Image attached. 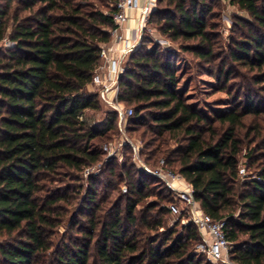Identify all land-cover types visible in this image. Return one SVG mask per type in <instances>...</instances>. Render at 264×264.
I'll return each instance as SVG.
<instances>
[{
    "label": "trees",
    "instance_id": "trees-1",
    "mask_svg": "<svg viewBox=\"0 0 264 264\" xmlns=\"http://www.w3.org/2000/svg\"><path fill=\"white\" fill-rule=\"evenodd\" d=\"M157 1L166 2L152 12L159 32L172 41H196L182 50L210 63L216 53L207 23L212 6L206 0ZM236 1L264 30V0ZM115 10L97 8L89 0H0L3 264H211L192 252L200 240L194 224H183L181 233L176 225L160 231L171 215L166 206L171 192L144 171L128 144L123 153L129 159L121 167L104 158L102 140L110 138V131H119L117 113L96 125L84 118L86 111L101 108L98 91L89 87L101 62V44L111 39ZM237 49L230 59L264 66V39L257 32ZM176 65L174 53L159 45L129 55L119 80V101L134 105L125 132L138 134L144 144L139 156L147 165L156 167L163 158L166 167L195 187L206 213L226 220L236 262L264 264V165L256 178L242 181L240 158L251 163L259 151L252 147L242 154L238 135L243 119L263 109L249 96L244 106L216 113V121L227 123L216 137L214 118L191 106L179 91ZM230 71H224V81ZM252 129L254 141L262 137L264 144L261 130ZM173 143L177 145L171 147ZM100 163V171L87 176L89 184L80 199L75 196L80 185H54L60 175L80 180L86 167ZM153 195L154 200L140 207ZM76 199L74 217L82 216L86 228L55 247L51 236L62 222L58 205H72Z\"/></svg>",
    "mask_w": 264,
    "mask_h": 264
},
{
    "label": "rangeland",
    "instance_id": "rangeland-1",
    "mask_svg": "<svg viewBox=\"0 0 264 264\" xmlns=\"http://www.w3.org/2000/svg\"><path fill=\"white\" fill-rule=\"evenodd\" d=\"M113 1L114 0H89L95 7L103 10H108L109 7L112 6ZM262 1L263 0H261V2ZM206 2L212 6L213 10L212 13L207 16V23L209 25L208 29L211 31L212 37H214L215 40L216 52L210 63L200 59L190 51L187 52L182 50L181 46L184 44H194L196 41L183 39L172 41L159 32L157 25L151 21L152 12L158 6H165L166 2L160 4L157 0L155 7L149 12L148 20L143 28L141 38L136 45L135 51H150L156 45H159L162 50H170L174 53L177 64L176 69L179 80V91L185 94V99L191 106L202 111V113L210 118H214L216 113L229 111L235 106H244L249 96L252 97L256 106L263 109V112L259 115H247L238 128V135L243 146L242 154L249 152L252 147H255L256 150L259 151L257 157L251 159V163H249L250 159L246 157L240 158V174L242 175V181H248L251 178H256L260 168L264 165V159L260 156L261 150L264 149V144L261 141L263 138L259 137L254 141V133L249 132L253 130L252 128L257 127L261 130L262 135H264V66L252 67L247 63H239L230 58L231 53L234 51L237 52V48L240 45H248V38L251 32H257V34L264 39V30L263 28L257 27L255 19L248 11L241 8L236 0H206ZM5 44H10V42L6 40ZM255 54L254 51H251L252 56ZM221 65H225L226 67L223 71L219 70ZM227 69L231 70L229 73L230 79L224 81L223 73L227 71ZM89 88L93 91L98 90V87L94 88L91 85ZM99 102L101 105L100 109L88 110L84 115V118L90 125L101 124V122L114 111L109 104L100 98ZM133 106L132 104L124 105V107ZM212 121L217 137L226 130L227 123L220 124L215 118L212 119ZM119 131H110V138H104V140H102V147L107 142H113V144L119 147V143L127 137L129 140L138 144L140 149L143 148L144 144L140 137H138V134L132 133L129 135L126 132L124 134ZM209 134L208 131L207 135L209 136ZM176 145L177 143H173L171 147ZM128 157L129 155L124 156L123 148H119L112 159L116 161L119 168L125 160L129 159ZM104 158L106 159V153ZM137 162L140 164L138 160ZM94 166L97 167L95 172L98 173L101 169V163L94 164ZM105 176L106 175H104V177ZM58 178L59 181L54 183L56 186L69 184L70 182L73 185H80V189L77 191V195H75L78 199L84 195L89 184L85 174L82 175L80 180H71L68 176L64 177L62 175ZM159 188H161L160 185H157L156 190ZM99 190V195L104 194V188L102 186H100ZM114 193L111 195L112 198L118 194V190ZM155 198L154 195L146 198L140 207H142L145 202L154 200ZM77 202L78 200L76 199L75 204L69 205L61 201L58 205V215L62 222L54 229V233L51 236V240L55 247H62L63 244L70 241V238L74 239L79 236L81 234L80 228L87 225V221H85L82 216L79 217L76 215L74 217L77 209ZM239 213L240 209L236 211L234 216L238 217ZM75 220L79 222L77 225L74 224ZM177 220L178 216L168 215L166 227H161L160 231L164 232L168 227L176 225L178 232L181 233V226L184 223L182 221L176 223ZM96 233H98V231ZM244 238V235L240 236L241 240ZM198 242L199 241L193 246V253H197L195 249ZM198 254L206 258L205 254ZM0 264H3V257L1 255Z\"/></svg>",
    "mask_w": 264,
    "mask_h": 264
},
{
    "label": "built area",
    "instance_id": "built-area-1",
    "mask_svg": "<svg viewBox=\"0 0 264 264\" xmlns=\"http://www.w3.org/2000/svg\"><path fill=\"white\" fill-rule=\"evenodd\" d=\"M114 0L112 6L116 8L112 14L114 26L110 29L111 39L101 44V62L96 67L91 86L98 87L99 98L109 104L118 115V128L125 134V121L133 113L130 107H124L119 101V80L126 70L129 55L135 51L141 38L143 28L148 20L149 12L155 7L156 0ZM140 9L139 26L132 28L133 38L127 36L130 12ZM128 144L133 150V156L140 162L144 171L167 186L172 194V201L166 204L170 214L178 216L184 224L192 223L196 226L200 240L196 245L197 253L205 254L211 264H240L232 258V243L227 237L225 219H214L206 213L196 199L195 187L179 172L166 167L162 158L157 167H151L140 159V146L127 137L119 143L113 142L103 145L106 160L112 159L118 149ZM97 167L94 165L84 169L86 176L95 175ZM122 190H127L122 186ZM177 220V221H178ZM187 221V222H186Z\"/></svg>",
    "mask_w": 264,
    "mask_h": 264
},
{
    "label": "crops",
    "instance_id": "crops-1",
    "mask_svg": "<svg viewBox=\"0 0 264 264\" xmlns=\"http://www.w3.org/2000/svg\"><path fill=\"white\" fill-rule=\"evenodd\" d=\"M141 3L145 4L146 1L141 0ZM139 15H140V9H135L130 12V20L127 23V27H129V29L126 31L127 36L130 38H133V34H134V32L131 29L139 26V21H138Z\"/></svg>",
    "mask_w": 264,
    "mask_h": 264
}]
</instances>
